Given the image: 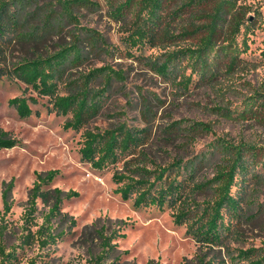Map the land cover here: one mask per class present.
<instances>
[{"label":"trees","instance_id":"1","mask_svg":"<svg viewBox=\"0 0 264 264\" xmlns=\"http://www.w3.org/2000/svg\"><path fill=\"white\" fill-rule=\"evenodd\" d=\"M103 9L118 26L122 49L82 24L85 14ZM259 16L258 7L242 0H0V80H17L36 94L13 97L7 104L25 119L37 97L47 98L49 111L66 117L64 130L82 131L80 160L97 171L116 168L113 192L122 201L131 200L135 210H169L172 223L185 228L198 251L184 264H264V240L229 248L243 236L242 226L264 230V142L217 136L212 123L189 118L170 120L153 136L156 112L140 91V125L119 120L107 128L90 127L114 92L121 91L128 100L126 71L103 62V56L117 55L137 61L183 93L192 85L213 91L220 99L207 108L213 115L264 128V81L246 83L250 92L234 115L222 104L219 87L246 70L241 54ZM145 49L159 52L144 55ZM260 57L264 61V49ZM93 60L103 63L95 66ZM207 136L212 139L195 149ZM18 144L0 129V150ZM57 175L56 170L35 175L17 230L5 222L13 181L3 184L0 264L40 263L44 251L74 226L60 206L76 192L44 189ZM39 201L46 208L40 223ZM120 230L85 228L88 257L83 264H120L119 255L113 256L114 241L124 236Z\"/></svg>","mask_w":264,"mask_h":264},{"label":"rangeland","instance_id":"2","mask_svg":"<svg viewBox=\"0 0 264 264\" xmlns=\"http://www.w3.org/2000/svg\"><path fill=\"white\" fill-rule=\"evenodd\" d=\"M242 1L253 8L258 7L260 16L252 32L247 34V50L241 54V58L248 62L246 70L219 85L224 91L222 104L227 105L233 115L241 110L242 98L250 92L246 83L258 86L264 81V61L260 57V52L264 49V0ZM81 20L83 25L98 31L111 44L122 49L118 26L108 19L104 9L94 14H85ZM242 38L240 35L237 39L239 46ZM158 52L157 49H145L143 54ZM103 62L126 71L127 81L123 90L128 94L129 102L121 91L114 92L105 103L100 116L90 124L91 128H107L119 120L140 125V91L156 112V119L152 123L153 136L158 127L166 122L189 118L212 123L217 136L235 141L245 139L264 142V128L259 125L237 117L228 119L209 113L207 108L220 99L206 87L192 85L183 93L132 59L117 55L103 56ZM103 62L92 61L95 66ZM227 89L230 90L225 91ZM22 95L36 97L30 88L17 80H0V129L8 131L19 140V144L13 148L0 150V211L3 184L13 181L10 192L12 206L5 216L8 228L17 230L21 226L24 205L37 173L58 171V175L44 189L58 188L64 193L74 191L77 194L64 199L60 206L61 212L74 220V226L56 244L44 251L46 256L38 264H83L88 255L82 233L85 228L93 225H103L108 231L120 227V233L124 236L114 241L117 247L113 253V256L119 255L120 264H184L194 257L198 244L185 234L183 226L172 223L169 210H135L131 200L124 202L113 192L116 185L112 181V174L116 168L97 171L80 160L78 150L82 131L64 130L62 125L66 117L50 112L47 98L37 97V102L30 104L31 115L25 119L18 118L7 102ZM211 139L212 136L200 139L195 149L202 148ZM153 155L160 161L163 158L155 146ZM45 210L39 201L38 223L41 222L40 214ZM241 231L243 236L237 242H230V249L257 246L264 240V230L253 225H244ZM11 239L9 235L7 240L10 242Z\"/></svg>","mask_w":264,"mask_h":264}]
</instances>
